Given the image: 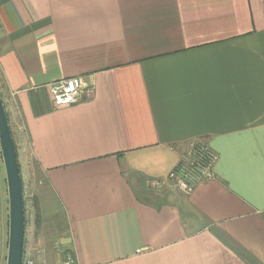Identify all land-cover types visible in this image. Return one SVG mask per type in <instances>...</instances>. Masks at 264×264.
Returning a JSON list of instances; mask_svg holds the SVG:
<instances>
[{"label": "crops", "instance_id": "1", "mask_svg": "<svg viewBox=\"0 0 264 264\" xmlns=\"http://www.w3.org/2000/svg\"><path fill=\"white\" fill-rule=\"evenodd\" d=\"M0 91L63 218L37 264H264V0H0ZM196 142L215 178L155 187Z\"/></svg>", "mask_w": 264, "mask_h": 264}, {"label": "rangeland", "instance_id": "2", "mask_svg": "<svg viewBox=\"0 0 264 264\" xmlns=\"http://www.w3.org/2000/svg\"><path fill=\"white\" fill-rule=\"evenodd\" d=\"M18 159L21 169V176L24 183L23 185L24 200L26 203L25 207L27 209L25 251L28 253L29 256L33 257L37 262L38 260H42L43 255L41 254L40 250L43 248L47 249V246L51 247L54 244L58 243L60 236L66 233L65 231L63 232L64 225L61 222V220L63 221V218L60 217L59 213L55 214L54 210L51 209L49 206L51 205V203H53V201L46 191V184L43 181H39L38 180L39 177H36L35 174H31L30 168L33 167L31 160H28L25 153L21 150H18ZM0 197H1L0 199H3V203H8L7 181H6V174H5L1 149H0ZM34 203L39 204V216L41 221L40 229H37L35 224L37 212L33 207ZM7 227L9 230L8 225ZM6 243L7 244L5 245V257L2 264H6L7 262L8 238L6 240ZM54 252H56V254H54ZM62 252L63 251H61L60 248L58 250L55 249V251L53 250L51 252L53 258L50 261H52L53 264H55V262L60 264V262L63 259H65L64 258L65 254H63Z\"/></svg>", "mask_w": 264, "mask_h": 264}, {"label": "built area", "instance_id": "3", "mask_svg": "<svg viewBox=\"0 0 264 264\" xmlns=\"http://www.w3.org/2000/svg\"><path fill=\"white\" fill-rule=\"evenodd\" d=\"M52 99L56 107H68L82 100L83 80L81 77H71L55 81L51 84ZM219 156L207 143L196 142L191 145L187 156L172 170L169 182L156 181L157 188L170 187L173 191L191 196L200 183L215 178V167ZM22 264H37L36 260L24 252ZM61 264H78L73 254H68Z\"/></svg>", "mask_w": 264, "mask_h": 264}, {"label": "water", "instance_id": "4", "mask_svg": "<svg viewBox=\"0 0 264 264\" xmlns=\"http://www.w3.org/2000/svg\"><path fill=\"white\" fill-rule=\"evenodd\" d=\"M0 149L8 190V253L6 264H22L26 241L24 186L8 112L0 94Z\"/></svg>", "mask_w": 264, "mask_h": 264}, {"label": "trees", "instance_id": "5", "mask_svg": "<svg viewBox=\"0 0 264 264\" xmlns=\"http://www.w3.org/2000/svg\"><path fill=\"white\" fill-rule=\"evenodd\" d=\"M0 94H1V96L3 97V95H2V93H1V91H0ZM23 185H24V183H23ZM26 204V203H25ZM33 207L35 208V210H36V227H37V229H40V227H41V221H40V216H39V204L38 203H34L33 204ZM27 210V209H26ZM38 231V230H37ZM70 252H65V255H64V258L69 254ZM72 254V253H71ZM64 260V259H63ZM62 260V261H63ZM61 261V262H62ZM37 263V262H36Z\"/></svg>", "mask_w": 264, "mask_h": 264}]
</instances>
